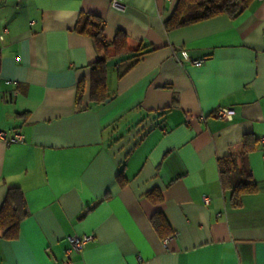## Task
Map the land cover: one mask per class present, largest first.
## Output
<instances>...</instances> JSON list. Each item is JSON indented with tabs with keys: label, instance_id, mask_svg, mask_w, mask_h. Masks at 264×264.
<instances>
[{
	"label": "crops",
	"instance_id": "obj_1",
	"mask_svg": "<svg viewBox=\"0 0 264 264\" xmlns=\"http://www.w3.org/2000/svg\"><path fill=\"white\" fill-rule=\"evenodd\" d=\"M177 2L0 0V131L23 136L0 138V207L18 187L29 212L16 239L0 237V264H65L82 235L93 239L71 264H264V0L167 31ZM83 15L104 21L107 40L123 31L131 51L149 48L120 77L132 60L110 48L100 103ZM245 135L257 189L235 205L219 159Z\"/></svg>",
	"mask_w": 264,
	"mask_h": 264
},
{
	"label": "trees",
	"instance_id": "obj_2",
	"mask_svg": "<svg viewBox=\"0 0 264 264\" xmlns=\"http://www.w3.org/2000/svg\"><path fill=\"white\" fill-rule=\"evenodd\" d=\"M252 1L178 0L173 13L165 21V28L171 31L218 15L236 18ZM75 30L91 36L102 56L91 65L90 100L93 103L103 102L108 98L106 61L110 57V48H113L116 56L123 57L118 62L132 60L124 71L118 73L119 77L137 64L149 48L147 45H140L136 50L131 51L127 44L128 36L123 31H118L112 41L107 40L104 35V21L94 15H83L78 20ZM84 86V82L78 85L77 98L79 100L83 96ZM236 144L242 148L241 153L219 159V168L224 188L231 191L234 204L238 205L243 194L252 193L257 189L247 161L248 154L257 147V140L251 135H245ZM28 214L23 192L18 187H10L0 207V237L7 240L16 239L19 236L20 224ZM152 222L161 236H166L171 232L163 214H155Z\"/></svg>",
	"mask_w": 264,
	"mask_h": 264
},
{
	"label": "built area",
	"instance_id": "obj_3",
	"mask_svg": "<svg viewBox=\"0 0 264 264\" xmlns=\"http://www.w3.org/2000/svg\"><path fill=\"white\" fill-rule=\"evenodd\" d=\"M120 5V0H111V6L113 8L119 7ZM3 36H1L2 38ZM203 61L202 60H195L193 61V64L200 66L202 65ZM235 114L234 109H226V108H219L217 110V115L224 120L231 119L233 115ZM201 120H203L204 116L199 117ZM0 138L5 140L6 142L10 141H22L23 136L21 134L16 133L11 139L8 138V132L6 131H0ZM204 201L205 204L209 203V198L207 196H204ZM177 233H173L172 235L166 237L164 239V242L166 243L167 240L171 236H175ZM93 239V235H82V236H72L70 237V247L66 250V255H65V264H71V253L74 250H82L85 245Z\"/></svg>",
	"mask_w": 264,
	"mask_h": 264
},
{
	"label": "water",
	"instance_id": "obj_4",
	"mask_svg": "<svg viewBox=\"0 0 264 264\" xmlns=\"http://www.w3.org/2000/svg\"><path fill=\"white\" fill-rule=\"evenodd\" d=\"M109 99H107V101H108Z\"/></svg>",
	"mask_w": 264,
	"mask_h": 264
}]
</instances>
